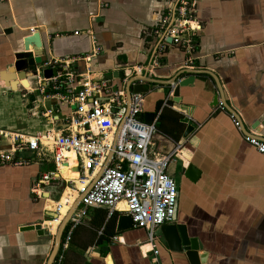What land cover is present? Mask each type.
<instances>
[{
	"label": "crops",
	"instance_id": "1",
	"mask_svg": "<svg viewBox=\"0 0 264 264\" xmlns=\"http://www.w3.org/2000/svg\"><path fill=\"white\" fill-rule=\"evenodd\" d=\"M196 1L200 29L194 51L188 52L156 34L158 20L167 13L166 0H0V130L59 132L75 110L58 96H47L53 91L41 93L37 78L16 89L2 79L25 51V40L38 32L44 62L71 60L75 75L93 81L112 77L120 88L126 80L113 77L119 71L158 82L172 81L184 69L212 73L218 83L207 74L183 75L174 87L145 83L142 119L153 114L158 121L164 112L167 131L175 113L189 120L188 125L182 122L185 131L178 140L159 132L153 149L174 154L168 169L178 186L172 224L185 226L203 246L206 264H264V155L245 139H264V0ZM94 53L90 66L78 60ZM187 78L193 83L180 89L176 103L175 87ZM169 100L176 109L165 106ZM46 110H53L52 119L44 116ZM189 126L193 131L186 137ZM11 149V139L0 138V152ZM17 156L28 163L0 162V264H48L57 233L53 223L75 198L68 196L70 188L64 194V180L38 189L42 177L55 171L51 154L40 157L23 150ZM76 165L72 162L73 172L67 169L69 175ZM190 165L200 173L195 182L185 176ZM70 181L75 185L78 180ZM74 219L65 232L71 238L63 264H190L164 242L158 244V256L149 253L144 229L117 233L116 228L113 235L114 216L106 209H90ZM34 226L41 230H27Z\"/></svg>",
	"mask_w": 264,
	"mask_h": 264
},
{
	"label": "built area",
	"instance_id": "2",
	"mask_svg": "<svg viewBox=\"0 0 264 264\" xmlns=\"http://www.w3.org/2000/svg\"><path fill=\"white\" fill-rule=\"evenodd\" d=\"M166 3L167 13L158 20L156 34L162 37L165 44L194 51L195 37L200 29L195 17L197 1L166 0ZM95 54L78 60L90 66ZM71 66V60H58L45 62L37 69L40 92L45 94L51 90L54 95L47 94L48 97L58 96L62 102L75 108L67 128L36 135L0 130V138L11 139L12 142L10 152H0V162L13 165L28 163L17 156L23 150L40 157L51 154L55 171L42 177L38 184L41 190L52 182L66 181L60 169L65 167L70 172L74 158L80 176L85 178L87 174L91 175L85 189L77 190L80 197L101 173L113 153L108 168L86 194L82 209L75 216L85 217L90 209H106L111 215H129L136 228L146 230L147 242L151 246L149 253L158 256V244L163 242L158 231L162 226L172 224L176 215L178 186L168 173L174 154L161 155L153 151L159 134L157 121L149 125L142 119L144 98L139 94L132 95L130 115L114 149L117 131L126 116L125 85L121 88L114 86L112 77L100 81L88 80L87 75L77 76L71 72ZM45 70L53 73L50 79L45 78ZM169 102L165 106H171ZM53 114V110L44 112V116L50 119ZM245 139L264 155V141L259 136L246 135ZM67 182L72 183L70 180ZM61 209L59 206L57 212L61 213ZM70 238L71 235L66 237L55 264H63Z\"/></svg>",
	"mask_w": 264,
	"mask_h": 264
},
{
	"label": "water",
	"instance_id": "3",
	"mask_svg": "<svg viewBox=\"0 0 264 264\" xmlns=\"http://www.w3.org/2000/svg\"><path fill=\"white\" fill-rule=\"evenodd\" d=\"M30 46H34L35 52L30 51ZM43 49H44V43H43L41 32L35 33L33 36L28 37L25 40V51L23 53H20L17 56L18 61L15 64V66L10 68L8 72H4L2 74V79L6 82V84L12 87V89H16L19 84L28 87L29 86L28 79L37 78L38 67L43 65L45 62H48L47 60L45 62L42 60L44 56ZM37 57L40 58L39 62H35ZM32 62H35V63L32 64ZM197 74H207L209 76H212L215 79L212 73L208 71L200 73L199 71L190 70V69L182 70L177 77H175L172 81H167V82H161V81L158 82L155 79H149L148 77L144 75L133 74L132 72L119 71L118 73H115L113 76L115 79H118L120 81L126 80L125 90L127 94V107H126V116L124 120L122 121L121 125L119 126V129L115 137L114 149L119 140L124 124L130 115L132 95L134 94L144 95L148 93V89H146L144 86L145 83L161 84L163 86L174 87L179 77L183 75H197ZM52 75L53 73L50 70H45L44 76L46 79H50ZM193 80L194 78H191V79L187 78L178 83L174 91V102L176 103L180 102V98H179L180 89L182 87H186L192 84ZM216 82L218 83L217 80ZM219 90L222 95L221 87H219ZM221 101H222V105L224 109H226L237 120V122L241 126L242 125L241 120L238 118L235 111L226 103L225 99H222ZM215 103L216 105H218V100L215 101ZM145 122L149 125L153 124L154 115L146 114ZM182 122L187 125L189 124L188 119H184ZM192 131H193V127L189 126L185 132V136L186 137L189 136V134ZM262 140L264 141V139ZM112 158H113V153H111L101 173H99L96 179L92 181L91 185L88 187L86 192L81 194L80 197L76 199L74 205L68 211L63 221H61L57 229L53 249H52L48 264H55V261L57 260V257L59 256V253L62 249L64 235H65V232L67 231V228L70 226L76 212L82 209V201L84 197L91 190V188L95 185V183L101 178L104 171L108 168ZM70 172H73V167H71ZM199 175L200 173L196 170L195 167H193L192 165L187 167L185 176L189 178L191 181L193 182L197 181ZM57 216L55 215L54 217L58 218ZM133 228H134V222L131 216L125 215V214H122L119 216L118 223H117V233H122V232H125ZM29 229L40 231L41 226H34V227L27 228V230ZM160 233H161V238L164 244L166 245V247L171 252L184 254L190 264H206V262L208 261V254L204 252L203 246L199 244L198 241H196L195 239H191L189 237L187 228L185 226L174 225V224L165 225L161 227Z\"/></svg>",
	"mask_w": 264,
	"mask_h": 264
},
{
	"label": "trees",
	"instance_id": "4",
	"mask_svg": "<svg viewBox=\"0 0 264 264\" xmlns=\"http://www.w3.org/2000/svg\"><path fill=\"white\" fill-rule=\"evenodd\" d=\"M169 103H171V102H169ZM160 108L161 107H159L158 110H160ZM163 115H164V112L162 114H160L158 121H157V128H158L159 132H162L165 135L170 136L174 140H178L179 137H181V135L185 131V125L182 123L183 116L175 113V117H174L173 123H172V128L168 129V131H167L165 123L163 121ZM118 215L119 214L113 215L114 216V219H113L114 222L110 224L112 227L113 235H115V236H116V228H117L116 222H117ZM66 237H67V234L64 236V241H65Z\"/></svg>",
	"mask_w": 264,
	"mask_h": 264
},
{
	"label": "bare ground",
	"instance_id": "5",
	"mask_svg": "<svg viewBox=\"0 0 264 264\" xmlns=\"http://www.w3.org/2000/svg\"><path fill=\"white\" fill-rule=\"evenodd\" d=\"M71 162L76 163L74 158H72ZM60 172L67 179L78 180L75 182V185H76L78 190L85 189V187L87 186V184L89 183L90 178H91V175L87 174L88 176H85V178L82 179V177L80 176V173L78 171V167L76 168L75 172L72 173V174H74L73 176L68 174L67 168H65V167H61ZM79 179H82V180H79ZM69 193H70V195H74L73 199L74 198L76 199L78 197V192H74L72 189H69ZM67 211H68V206H66V204H65L63 206V212H64L63 217H61L59 220H57V221H55V223H53V225H55L56 228H52V230L53 231L55 230V233L57 231V228H58V225H59L61 219H63L65 217V215H67Z\"/></svg>",
	"mask_w": 264,
	"mask_h": 264
},
{
	"label": "rangeland",
	"instance_id": "6",
	"mask_svg": "<svg viewBox=\"0 0 264 264\" xmlns=\"http://www.w3.org/2000/svg\"><path fill=\"white\" fill-rule=\"evenodd\" d=\"M32 82H33V85H34V79H32ZM171 171V170H170ZM169 171V172H170ZM66 178V177H65ZM67 179V178H66ZM67 180H69V179H67ZM67 180L66 181H64V183L66 184V191H65V193L64 194H66L67 193V191H68V189L70 188V189H75L76 191H77V188H75V185L74 184H72V183H70V182H67ZM68 196H73V195H68ZM57 207V206H56ZM58 209V208H57Z\"/></svg>",
	"mask_w": 264,
	"mask_h": 264
}]
</instances>
